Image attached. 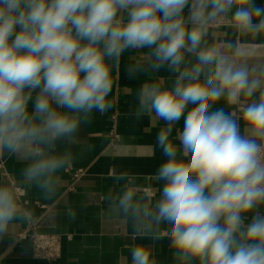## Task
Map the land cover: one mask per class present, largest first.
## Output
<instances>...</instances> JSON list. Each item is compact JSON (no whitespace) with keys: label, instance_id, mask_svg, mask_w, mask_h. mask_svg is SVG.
<instances>
[{"label":"clouds","instance_id":"9594fccd","mask_svg":"<svg viewBox=\"0 0 264 264\" xmlns=\"http://www.w3.org/2000/svg\"><path fill=\"white\" fill-rule=\"evenodd\" d=\"M229 13L239 33H264V6L254 0H0V148L25 150L34 158L27 176L47 187L64 160L42 146L71 134L81 114L112 106L109 59L151 49V68L176 73L171 88L150 83L139 94L140 110L166 124L156 138L167 157L158 168L165 183L152 207L134 205L130 191L119 205L170 225L182 261L264 264V67L201 46L209 25ZM185 52L196 63L186 64ZM221 99L239 107V120L210 111ZM182 117L178 146L170 135ZM16 212L12 193L0 188V232ZM150 255L136 246L131 264H152Z\"/></svg>","mask_w":264,"mask_h":264},{"label":"crops","instance_id":"0c3cea01","mask_svg":"<svg viewBox=\"0 0 264 264\" xmlns=\"http://www.w3.org/2000/svg\"><path fill=\"white\" fill-rule=\"evenodd\" d=\"M254 3L264 6V0ZM184 14L187 16V8ZM224 16L231 19V13ZM213 45L237 64L264 67V33L241 34L231 23H211L201 46ZM151 51L129 48L118 63L107 61L112 67V90L107 97L112 106L104 113L93 110L87 117L81 114L80 123L71 134L58 138L52 146H42L48 155L64 160L47 187L27 176L26 170L34 158L25 150L0 148V158L5 163L0 170V188L12 193L17 207L13 220L0 232V264H45L33 257L31 242L19 237L27 218L43 232L72 234L71 240L63 239L61 257L53 264H131V250L136 246L150 251L152 264H200L198 260L182 261L177 257L168 236L170 225L152 222L133 209L125 212L119 205L123 193L130 191L134 205L152 207L160 199V188L165 183L158 179V168L167 157L156 145V138L166 124L153 112L140 110L139 94L142 86L150 83L171 88L176 73L167 66L151 68ZM185 63H196V56L185 52ZM129 67L136 68L131 75ZM38 91L32 92L33 99ZM258 99L257 92L247 102ZM192 107L187 106L185 115ZM32 108L30 100L29 111ZM221 108L234 113L238 120L242 116L238 106H227L223 99L210 111ZM239 123L245 134L242 120ZM112 128L119 134L117 140L110 134ZM182 128L183 117L170 135L178 146ZM68 165L87 170L72 189V180L64 172ZM11 179L23 188L27 203H17ZM259 210L264 212V205ZM251 216L252 213L245 216V224Z\"/></svg>","mask_w":264,"mask_h":264},{"label":"built area","instance_id":"2783aa9c","mask_svg":"<svg viewBox=\"0 0 264 264\" xmlns=\"http://www.w3.org/2000/svg\"><path fill=\"white\" fill-rule=\"evenodd\" d=\"M231 23V19L225 16H221L215 22L214 25H224ZM110 134L113 140L119 138V134L114 128L111 129ZM5 166L4 160L0 158V170H3ZM64 172L69 174L72 182L71 189L73 188L76 181H78L82 176L87 173L86 168H75L71 165H68L64 168ZM13 186V191L16 196V201L18 204L27 203L28 201L24 198L23 188L17 184L13 179H11ZM44 207V204H41ZM27 217L30 216L26 212ZM19 237L22 239H28L31 242L32 246V255L34 258L43 260L45 264H53L57 261L62 254V242L63 239H72V234L66 233L62 234L59 232H43L37 228L35 223L29 218L26 220L25 229L19 234Z\"/></svg>","mask_w":264,"mask_h":264}]
</instances>
